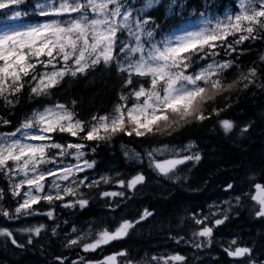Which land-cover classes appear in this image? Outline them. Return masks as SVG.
Masks as SVG:
<instances>
[{"label": "trees", "instance_id": "16d2710c", "mask_svg": "<svg viewBox=\"0 0 264 264\" xmlns=\"http://www.w3.org/2000/svg\"><path fill=\"white\" fill-rule=\"evenodd\" d=\"M236 1L177 0L169 12L170 0H160L143 16L158 25L155 39L161 40L202 18L201 13L214 19L236 11ZM125 3L135 16V10L143 8L145 0H125ZM25 7L16 9L27 13L21 16L25 20L22 22L34 23L41 18L29 14ZM10 12V9L0 11V22ZM239 35L228 39H238ZM118 37L113 55L122 60L119 42L124 41V34L118 33ZM233 47L235 52L218 47L215 51L219 55L199 60L189 69L195 71L213 59L233 61L232 67L223 71L222 82L225 85L235 82L234 87L205 104L208 119L194 120L170 136L137 137L120 133L110 140L84 141L80 139L84 133L77 137L50 133L53 140L64 145L85 144L88 160L95 162L91 169L80 174L84 180L76 184V195H65L52 203L41 199L28 210L31 214L16 213L22 194L14 195L8 175L0 172V210L8 212V216L0 212V231L12 233L11 237L0 235V264H101L113 255H119L118 264H264V217H258L253 209L255 186H264V61L261 60L264 39L245 40ZM41 67L37 66V72H42ZM250 68L257 69V75L250 77L253 83L241 79V74L247 75ZM126 79L127 73L119 71L115 62L108 65L101 62L76 77L66 75L46 95L30 91L36 81L31 85L26 83L21 92L8 96L13 101L11 104L0 97V133L14 132L34 111L58 104L65 105L76 119L94 123L93 116L111 113L116 104L124 103L121 95H129L138 88L137 80L143 82V78L134 76L133 84H127ZM24 80H31V76ZM132 102L133 97L129 96V107ZM213 108L223 111L217 115ZM225 119L234 125L229 132L220 123ZM186 144H191L192 155L199 154L201 159L180 164L178 179L158 177L149 166L147 150ZM49 152L57 158L59 150ZM133 153H138V157ZM140 174L145 177L144 182L129 187V181ZM105 192L118 195L104 196ZM81 199L88 201L85 207L77 203ZM49 211L53 212L51 217L47 215ZM145 211L151 215L141 219ZM218 219H224V223L215 225ZM198 220L203 223H197ZM124 221L133 223L126 236L95 250H84L83 246L93 243L100 232L105 229L114 232ZM205 227L213 229L210 238L194 235ZM35 228H41L39 235ZM87 229H93L94 234L88 235ZM76 237L80 238L78 243L70 245ZM13 239L16 244L12 243ZM237 247L249 248L251 252L233 257L225 251ZM177 255L184 259H172Z\"/></svg>", "mask_w": 264, "mask_h": 264}, {"label": "snow or ice", "instance_id": "6c2138e0", "mask_svg": "<svg viewBox=\"0 0 264 264\" xmlns=\"http://www.w3.org/2000/svg\"><path fill=\"white\" fill-rule=\"evenodd\" d=\"M24 3L25 0H0V9H10L12 6ZM159 3L160 0H145L144 7L136 9L134 16L133 9L126 6L125 0H44L43 3L35 5L39 15L64 17L67 14L69 18L51 19L48 23L13 29L0 34V97L9 104L13 101L8 100V96H15L16 93L21 92L26 83L31 85L32 81H37L35 86L30 87V91L36 95H46L48 89L56 87L66 75L76 77L78 73L84 74L89 68L101 62L105 65L115 62L119 71L127 73V84H133L134 76L143 78V82L137 80L138 88H134L129 95L120 96V100L124 103L116 104L111 113L99 117L93 116L94 123L76 119L75 114L65 105L58 104L43 111H34L14 132L0 133V172L23 174L24 179L14 185V195H20L19 189L24 185L28 186V191L24 193L26 198L15 209L16 213L24 211L26 214H31L28 210L41 199L49 203L54 199H63L60 195L61 186L55 181H52L50 187L56 189V195L45 193L44 181L48 176L57 175L55 169L44 171L40 168L42 164L56 162L48 155L50 149L60 150L58 155L61 156L71 155L72 153L67 150L75 149L77 160L85 155L82 151L86 147L85 144L64 145L53 140L50 133H67L73 137L84 133L80 137L84 141L110 140L112 136L120 133L127 136L135 134L137 137L170 136L194 120L208 119L209 116L205 115V104L234 87L235 82L227 85L222 82L223 71L232 67L233 61L218 62L213 59L199 70L192 72L188 70L199 60H207L219 55L215 51L218 47L235 52L234 44L249 39H264V0H238L237 11L226 13L223 18L217 17L215 20L201 13L202 18L196 21L195 27L182 28L179 32L173 31L163 39L156 40L155 29L158 25H155L150 17H144L143 13ZM176 4L177 0H170L169 12ZM72 13L77 15L72 16ZM22 15L27 13L15 11L14 18H20ZM150 24L152 27L149 28ZM118 33H126L131 38L119 42L122 60L119 56L113 55L118 46ZM238 33L240 34L238 39L229 41L228 37H236ZM42 57L45 59H41ZM261 60L264 61V56ZM59 61H63V66L59 70L37 72L38 65L45 68L51 65L55 68ZM256 75L257 69L250 68L247 75L241 74V79L253 83L250 77ZM29 76L31 80H24ZM145 84L148 87H145ZM244 87L247 88L248 85L245 84ZM129 96L133 97L131 107L127 103ZM220 111L223 109H212L217 115ZM4 123L9 122L4 121ZM220 123L226 132L231 131L234 126L226 119ZM22 129L34 131L22 132ZM17 133H22L24 139L39 143H24L21 139H15ZM167 150L165 146L148 152L150 162L153 159V152L163 154ZM92 151L95 149L93 148ZM133 155L138 157L139 154L133 153ZM200 159L199 154L180 159H167L163 162H155L154 168L160 174L171 178L169 174L174 173L177 165L183 164L186 160ZM84 163L87 168H92L95 162ZM75 167L83 171L79 165ZM61 171L64 175L60 179L68 180L72 167H66ZM102 179L107 180V178ZM144 180L142 174L137 175L129 181V187L134 188ZM119 183L123 185L124 181ZM255 187L258 194L253 196V199L260 205L256 215L264 217V186L257 184ZM33 189L36 193L45 194L43 196L33 194ZM63 191L67 195H76L71 187H66ZM103 195H118V193L105 192ZM77 203L85 207L88 201L81 199ZM0 212L8 216L7 211L0 210ZM47 215L51 217L53 212L49 211ZM148 215L151 213L145 211L141 219ZM224 219L216 220L215 225L223 224ZM197 223L203 221L198 220ZM132 227V222L124 221L114 232L105 229L98 234V238L93 243L85 244L84 250H95L103 244L121 239ZM34 231L39 235L41 228H35ZM212 232L211 227H205L194 235L210 238ZM0 235L11 237L12 233L2 230ZM79 239L72 240L69 244H77ZM12 243L16 244L17 241L13 239ZM225 251L233 257H243L251 252L249 248L240 247L234 251L227 249ZM125 254L120 253V255ZM172 259L181 261L184 257L177 255ZM114 261L115 257L111 256L107 258V262L101 264H112Z\"/></svg>", "mask_w": 264, "mask_h": 264}, {"label": "rangeland", "instance_id": "374dc122", "mask_svg": "<svg viewBox=\"0 0 264 264\" xmlns=\"http://www.w3.org/2000/svg\"><path fill=\"white\" fill-rule=\"evenodd\" d=\"M43 2H44V0H25V3L22 4V6L24 5V6L27 7V8L25 7L26 8L25 10L29 14H31V15H34V14L35 15H39V10L36 9L35 5L37 3H43ZM236 3L238 5V0L236 1ZM19 7H21V5L12 6L10 8L11 12L8 14L7 18L0 22V34H3V32H5V31H11L13 29L27 28L28 26H31V25H39V24H43V23H48V22H50L51 19H57V18L67 19V18H69L67 14L64 17H47V16L39 15L41 18L37 22H34V23H31V22H28V21L22 22V21H25V20H23L22 17L14 18V13H15V11H17L16 9L19 8ZM4 10H6V9H0L1 12H4ZM237 10H238V8H237ZM234 12L228 11L227 13H234ZM71 15L75 16L77 14L76 13H72ZM224 15L217 16V17L223 18ZM217 17H215L213 20H215ZM199 19H201V18H199ZM199 19H197L196 21H198ZM26 20H28V19H26ZM196 21H193V22L189 23L188 25H186L183 28L191 29V28L195 27ZM176 32H179V30H177ZM130 39L131 38L128 37L126 35V33H125L123 40H130ZM69 63L71 64V61ZM62 66H63V61H59V62L56 63L55 68H53L51 65H49L47 68H45L43 66L41 68H42V72H51V71H54V70H59ZM199 68L197 70H199ZM189 72H191V71H189ZM36 83H37V81H36ZM45 108H52V107L51 106H46V107L40 109L39 111H43ZM31 115H29V117ZM23 131H30L31 132V131H34V130H23L22 129V132ZM14 138L15 139H21V140H23L24 143H39V141H32V140L24 139V137L22 136V133H17L16 137H14ZM189 146H191V147H189ZM164 147L165 146L154 147L152 149L147 150V153L148 152H152L154 149H162ZM167 149L168 150L164 151L163 154L153 152V159H152L151 162H150L149 156L146 153V156L148 157L147 161L149 163V166L153 169V171L156 173V175H158V177H165L166 179H171L173 177L174 179H178L179 165H177L176 169L174 170V173H170L169 174V176L171 177V178H169V177H166V176L160 174L159 171L154 168V163L155 162H163L164 160H167V159H180V158H183L184 156L192 155L193 152H194L193 148H192V145L191 144H186L184 147H174V146H170V145L168 146L167 145ZM67 151L72 153V154L71 155L61 156V155H58L59 152H57V158H55L54 156L50 155L49 154L50 152H48V155L52 159H54L56 162L55 163L42 164L40 166L41 170L46 171L47 169H55L56 172H57L56 176H48L46 178V180L44 181L45 193H51L53 196L56 195V189H53V188L50 187L52 181H55L57 184H59L61 186L60 195L61 196L67 195V194L64 193L63 189L66 188V187H71V188H73L75 190V188L77 186L76 184L79 183L80 181L84 180V177L80 176V174H82V173L86 172L87 170L91 169V168H87L85 163H84L85 161L91 163L88 160V157L86 156V150L82 149V151L85 152V155L83 157H81L79 160H77L76 157H75V152H76L75 149H68ZM10 164H11V162H10ZM76 165H79V167L81 169H83V171L77 170L76 167H75ZM69 166L72 167V173L69 175V179L68 180L60 179V177H62L64 175V172L61 171V170L66 168V167H69ZM7 175L9 177L10 181H11L12 190H14V185L15 184L19 183L20 180L24 179L23 174L8 173ZM30 175H32V173H30ZM27 191H28V186L27 185H24L22 188L19 189L20 194H22V202L26 198L24 193L27 192ZM45 193H36L35 190L33 189V194H37V195L43 196ZM257 194H258V190L256 191L255 195H257ZM255 202H256V204L254 205L253 209L255 210V212H257L259 210V208H260V205L257 203V201H255ZM212 211L214 213H217L216 209H212ZM91 231H93V229H91V230L87 229V234L88 235L90 233L94 234ZM76 239H78V237H76ZM113 256L115 257V261L112 262V264H118L119 263V255H113ZM102 262H107V258H105ZM140 264H144V263H140Z\"/></svg>", "mask_w": 264, "mask_h": 264}]
</instances>
